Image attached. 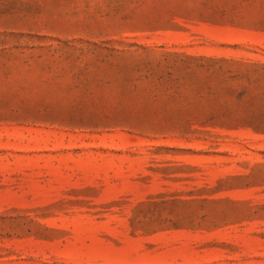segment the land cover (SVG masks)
<instances>
[{
	"label": "rangeland",
	"instance_id": "rangeland-1",
	"mask_svg": "<svg viewBox=\"0 0 264 264\" xmlns=\"http://www.w3.org/2000/svg\"><path fill=\"white\" fill-rule=\"evenodd\" d=\"M0 264H264V0H0Z\"/></svg>",
	"mask_w": 264,
	"mask_h": 264
}]
</instances>
